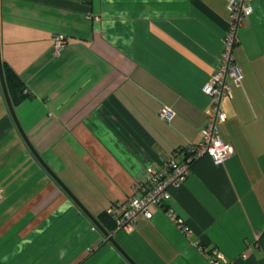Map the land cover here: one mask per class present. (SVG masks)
<instances>
[{
    "label": "crops",
    "instance_id": "crops-1",
    "mask_svg": "<svg viewBox=\"0 0 264 264\" xmlns=\"http://www.w3.org/2000/svg\"><path fill=\"white\" fill-rule=\"evenodd\" d=\"M252 7L217 126L232 152L222 165L202 156L150 219L110 232L136 264H210L202 248L264 264V0ZM229 19L227 0H0L1 60L29 94L15 116L92 216L200 140ZM57 34L69 42L55 56ZM0 189V264H129L30 152L2 93Z\"/></svg>",
    "mask_w": 264,
    "mask_h": 264
},
{
    "label": "built area",
    "instance_id": "built-area-1",
    "mask_svg": "<svg viewBox=\"0 0 264 264\" xmlns=\"http://www.w3.org/2000/svg\"><path fill=\"white\" fill-rule=\"evenodd\" d=\"M253 1L255 0H227L230 19L222 40L218 66L202 86V91L209 98V105L205 110V123L201 128L200 140L174 150L159 169L147 168L145 180L133 186L132 193L126 201L121 205L112 204L106 208L105 212L113 218L116 230L130 228L138 216L150 219L152 216L150 207L164 206L171 198V190L182 186L191 172L193 163L202 156H208L215 165H222L229 158L232 145L219 137L217 126L226 119L221 109V100L231 95L232 86L241 83L242 74L233 59L232 49L239 42V28L243 22L248 21L253 11ZM68 42L67 36L54 35L52 54L58 56ZM159 115L163 120L170 121L174 117V111L162 106ZM168 216L182 227L181 219L172 211H168ZM182 229L187 232L186 228ZM202 252L210 264H223L217 258V249L202 248Z\"/></svg>",
    "mask_w": 264,
    "mask_h": 264
},
{
    "label": "water",
    "instance_id": "water-1",
    "mask_svg": "<svg viewBox=\"0 0 264 264\" xmlns=\"http://www.w3.org/2000/svg\"><path fill=\"white\" fill-rule=\"evenodd\" d=\"M0 88L1 92L3 94L4 100L6 102L7 108L9 110V113L20 133L23 140L25 141L26 145L28 146L30 152L33 154V156L36 158V160L39 162V164L42 166V168L55 180V182L64 190V192L76 203V205L79 207V209L89 218L91 223L107 238L108 242H110L116 250L127 260L129 264H136L130 256L122 249V247L114 240L112 235L106 231L103 226L99 223L97 218L92 216L86 208L80 202L75 198V196L72 194V192L62 183V181L52 172V170L46 165V163L43 161V159L40 157L38 152L34 149V147L31 145L27 137L25 136L16 116L14 113L13 105L10 100L7 87L5 84L3 69H2V63H1V55H0Z\"/></svg>",
    "mask_w": 264,
    "mask_h": 264
},
{
    "label": "trees",
    "instance_id": "trees-1",
    "mask_svg": "<svg viewBox=\"0 0 264 264\" xmlns=\"http://www.w3.org/2000/svg\"><path fill=\"white\" fill-rule=\"evenodd\" d=\"M1 63H2V69H3L7 91L12 104L15 105L18 101L25 98L29 94L28 92L24 93L25 86L18 78V76L9 69V67L3 60H1ZM0 93H2L1 88H0ZM97 220L103 226V228L109 233L114 231L115 229L114 220L105 211H103L97 216Z\"/></svg>",
    "mask_w": 264,
    "mask_h": 264
}]
</instances>
